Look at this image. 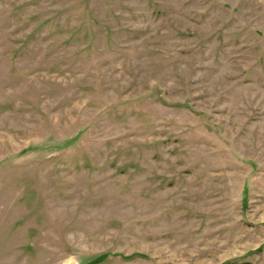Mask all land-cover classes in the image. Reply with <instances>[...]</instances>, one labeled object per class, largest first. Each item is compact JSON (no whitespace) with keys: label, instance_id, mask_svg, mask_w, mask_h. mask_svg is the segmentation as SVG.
Returning a JSON list of instances; mask_svg holds the SVG:
<instances>
[{"label":"rangeland","instance_id":"obj_1","mask_svg":"<svg viewBox=\"0 0 264 264\" xmlns=\"http://www.w3.org/2000/svg\"><path fill=\"white\" fill-rule=\"evenodd\" d=\"M0 264H264V0H0Z\"/></svg>","mask_w":264,"mask_h":264}]
</instances>
